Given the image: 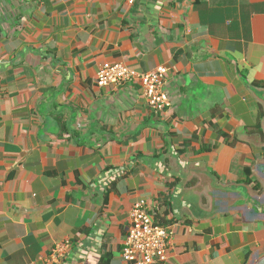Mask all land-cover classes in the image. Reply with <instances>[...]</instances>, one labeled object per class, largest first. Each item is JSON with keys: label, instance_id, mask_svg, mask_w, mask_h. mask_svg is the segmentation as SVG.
Listing matches in <instances>:
<instances>
[{"label": "crops", "instance_id": "1", "mask_svg": "<svg viewBox=\"0 0 264 264\" xmlns=\"http://www.w3.org/2000/svg\"><path fill=\"white\" fill-rule=\"evenodd\" d=\"M139 202L166 264L264 256V0H0V264H131Z\"/></svg>", "mask_w": 264, "mask_h": 264}, {"label": "built area", "instance_id": "2", "mask_svg": "<svg viewBox=\"0 0 264 264\" xmlns=\"http://www.w3.org/2000/svg\"><path fill=\"white\" fill-rule=\"evenodd\" d=\"M127 1L133 4L135 0ZM168 72L166 67H159L151 73H139L125 64H106L97 75V85L114 88L124 83H138L151 108L159 113L171 106L164 83ZM147 208L145 202H139L134 207L121 256L131 264H166L169 233L167 228L157 223ZM71 248L70 243L58 245L53 251L54 257L59 261L64 260Z\"/></svg>", "mask_w": 264, "mask_h": 264}, {"label": "water", "instance_id": "3", "mask_svg": "<svg viewBox=\"0 0 264 264\" xmlns=\"http://www.w3.org/2000/svg\"><path fill=\"white\" fill-rule=\"evenodd\" d=\"M257 209H258L260 212H262L263 209H264V207H263V206H260V205H257ZM255 264H264V256L261 257V258H259V259L255 262Z\"/></svg>", "mask_w": 264, "mask_h": 264}, {"label": "trees", "instance_id": "4", "mask_svg": "<svg viewBox=\"0 0 264 264\" xmlns=\"http://www.w3.org/2000/svg\"><path fill=\"white\" fill-rule=\"evenodd\" d=\"M258 187H256V189H257Z\"/></svg>", "mask_w": 264, "mask_h": 264}]
</instances>
